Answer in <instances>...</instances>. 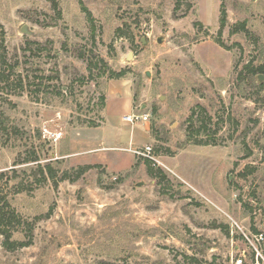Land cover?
Listing matches in <instances>:
<instances>
[{
	"label": "rangeland",
	"instance_id": "374dc122",
	"mask_svg": "<svg viewBox=\"0 0 264 264\" xmlns=\"http://www.w3.org/2000/svg\"><path fill=\"white\" fill-rule=\"evenodd\" d=\"M81 1L0 0V264H264V0Z\"/></svg>",
	"mask_w": 264,
	"mask_h": 264
},
{
	"label": "trees",
	"instance_id": "16d2710c",
	"mask_svg": "<svg viewBox=\"0 0 264 264\" xmlns=\"http://www.w3.org/2000/svg\"><path fill=\"white\" fill-rule=\"evenodd\" d=\"M79 2L81 4V9L87 14V16L90 17L91 16L90 11L82 4L81 0H79ZM221 6H222L221 7V13L223 16L221 18L219 33L221 32L222 28L224 27V25L226 23V18H225L226 15H225V10L223 8V3ZM53 7L56 8L55 0H53ZM240 26H241V28H244V23L242 22L240 24ZM217 42L220 46H224L223 42L220 39H218ZM258 70H260V68ZM254 71H255V69H254ZM110 74H111V76H115L118 78V77H121L124 75V71H120L119 73L111 72ZM193 116H194V110L191 112L190 117H189L190 123H189V127H187L188 128V140L193 138L190 134V130L192 129L197 134L200 131L209 132L206 138H202V139L201 138H199V139L195 138L194 140H192L195 145H209V144L214 145V144H216V141H215L216 139L214 137H212L213 134L215 133V131H211L210 127L207 126V122H205V117L198 116L197 118L193 119ZM196 122H198V123L195 124ZM47 169L49 172L52 170L49 165H47ZM10 171L12 172L11 178L14 180L17 177V172H16L17 170H16V168H12V169H10ZM40 171L42 174H44L43 170L40 169ZM2 176H3V173L0 172V179L2 178ZM18 184L20 185L21 183H18ZM15 188L16 189L14 190V193L20 191L18 189V185H16ZM22 224H24V222L21 220L20 216L15 212V210L11 207V205L8 201L7 195L5 193H3L2 190L0 189V236H2V238H3L2 246L4 249L15 250L17 248L28 246L31 244V242H32V228H31L29 223H25V227H24V228H26L25 230L27 233L26 234L27 239L16 240V239L12 238L14 233L19 231L18 228L20 229ZM99 264H113V263L107 262V261H102Z\"/></svg>",
	"mask_w": 264,
	"mask_h": 264
},
{
	"label": "built area",
	"instance_id": "2783aa9c",
	"mask_svg": "<svg viewBox=\"0 0 264 264\" xmlns=\"http://www.w3.org/2000/svg\"><path fill=\"white\" fill-rule=\"evenodd\" d=\"M150 114L149 113H142V114H131L124 117V120L134 124L136 122H147L149 119ZM59 136L56 137L58 139ZM153 148L150 145H145L141 150L138 149H132L131 152L133 154L144 156L147 158H150L152 160H156L154 156H152ZM239 263H241V259L238 260Z\"/></svg>",
	"mask_w": 264,
	"mask_h": 264
},
{
	"label": "water",
	"instance_id": "95a60500",
	"mask_svg": "<svg viewBox=\"0 0 264 264\" xmlns=\"http://www.w3.org/2000/svg\"><path fill=\"white\" fill-rule=\"evenodd\" d=\"M21 31L23 32V33H28V31H27V29H26V27L25 26H23L22 28H21ZM143 41V40H142ZM160 41V40H159ZM130 55H131V53H128V55H127V59H129L130 58ZM263 77H262V75H260L259 76V79H262Z\"/></svg>",
	"mask_w": 264,
	"mask_h": 264
},
{
	"label": "crops",
	"instance_id": "0c3cea01",
	"mask_svg": "<svg viewBox=\"0 0 264 264\" xmlns=\"http://www.w3.org/2000/svg\"><path fill=\"white\" fill-rule=\"evenodd\" d=\"M147 143V141L145 142V144Z\"/></svg>",
	"mask_w": 264,
	"mask_h": 264
}]
</instances>
